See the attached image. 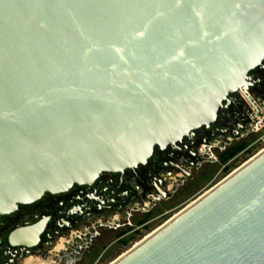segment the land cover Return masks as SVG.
Here are the masks:
<instances>
[{
	"label": "water",
	"instance_id": "obj_1",
	"mask_svg": "<svg viewBox=\"0 0 264 264\" xmlns=\"http://www.w3.org/2000/svg\"><path fill=\"white\" fill-rule=\"evenodd\" d=\"M264 61V0H0V219L214 124ZM113 264H264V151Z\"/></svg>",
	"mask_w": 264,
	"mask_h": 264
},
{
	"label": "flooded vegetation",
	"instance_id": "obj_2",
	"mask_svg": "<svg viewBox=\"0 0 264 264\" xmlns=\"http://www.w3.org/2000/svg\"><path fill=\"white\" fill-rule=\"evenodd\" d=\"M263 147L264 61L211 126L175 146H157L145 164L103 172L93 183L47 193L2 216L0 264H104L161 227L215 175Z\"/></svg>",
	"mask_w": 264,
	"mask_h": 264
},
{
	"label": "rangeland",
	"instance_id": "obj_3",
	"mask_svg": "<svg viewBox=\"0 0 264 264\" xmlns=\"http://www.w3.org/2000/svg\"><path fill=\"white\" fill-rule=\"evenodd\" d=\"M258 152V149L254 150L253 152H251L248 156H245L243 159H240V161L237 162L236 165H233V167L230 170L224 171L222 173H220L219 175H215L214 179L212 178L207 185H205L204 187H202V189L197 192L195 195H193L190 199L187 200V202L191 203L193 200H195L201 193H204L206 190L210 189L211 187H213L214 185H216L217 183H219L223 178L227 177L229 174H231L237 167H239L242 163L246 162L249 158H251L255 153ZM202 191V192H201ZM198 194V195H197ZM197 195V196H196ZM196 196V197H195ZM191 200V201H190ZM189 203H183V205H181L180 207H178L176 210H174V212L172 213V216L174 215V213H176L177 210H179L180 208L182 209V207L186 206ZM180 209V210H181ZM178 212V211H177ZM171 218V217H170ZM142 237L137 238L134 242H138L139 240H141ZM131 246V245H130ZM129 247V246H128ZM124 248L123 250H121L118 254L113 255L111 257H109L107 259L106 262H104V264H109V262L113 259H116L119 255H121L122 253H124L125 251H127V248Z\"/></svg>",
	"mask_w": 264,
	"mask_h": 264
},
{
	"label": "bare ground",
	"instance_id": "obj_4",
	"mask_svg": "<svg viewBox=\"0 0 264 264\" xmlns=\"http://www.w3.org/2000/svg\"><path fill=\"white\" fill-rule=\"evenodd\" d=\"M262 151H264V147L254 156H252L251 158H249L246 162L242 163L239 167H237L232 173H234L235 171H237L240 167H242L243 165H245L247 162H249L250 160H252L254 157H256L259 153H261ZM231 173V174H232ZM231 174H229L227 177L223 178L219 183H217L216 185H214L213 187H211L210 189L206 190L204 193H201L195 200H193L191 203L187 204L185 207H183L181 210H179L178 212L174 213V215L169 218L165 223H168L169 221H171L174 217H176L177 215H179L182 211H184V209L188 208L189 206L193 205L195 203V201H197L199 198H201L203 195H205L206 193H208L211 189H213L214 187H216L218 184H220L222 181H224L225 179H227ZM164 223V224H165ZM162 227V226H161ZM160 228V227H159ZM158 228V229H159ZM158 229L152 231L151 233L147 234L146 237L142 240L139 241L138 243L135 244V246L132 248L134 249L137 245H140V243H142L146 238L150 237L154 232H156ZM131 249V250H132ZM129 251H125L122 255H120L115 261H113V263H115L119 258L123 257L124 255H126ZM111 263V262H110ZM109 263V264H110ZM111 263V264H113Z\"/></svg>",
	"mask_w": 264,
	"mask_h": 264
}]
</instances>
